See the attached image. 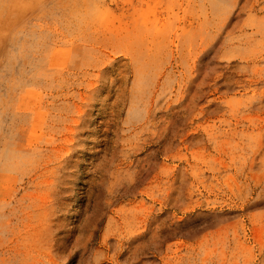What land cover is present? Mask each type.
I'll list each match as a JSON object with an SVG mask.
<instances>
[{"label":"rangeland","instance_id":"374dc122","mask_svg":"<svg viewBox=\"0 0 264 264\" xmlns=\"http://www.w3.org/2000/svg\"><path fill=\"white\" fill-rule=\"evenodd\" d=\"M0 264H264V0H0Z\"/></svg>","mask_w":264,"mask_h":264}]
</instances>
